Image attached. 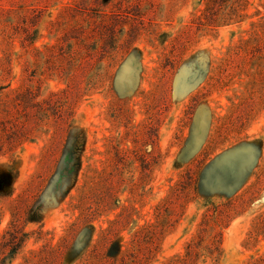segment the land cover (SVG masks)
Wrapping results in <instances>:
<instances>
[{
	"label": "rangeland",
	"instance_id": "374dc122",
	"mask_svg": "<svg viewBox=\"0 0 264 264\" xmlns=\"http://www.w3.org/2000/svg\"><path fill=\"white\" fill-rule=\"evenodd\" d=\"M0 264H264V0H0Z\"/></svg>",
	"mask_w": 264,
	"mask_h": 264
},
{
	"label": "trees",
	"instance_id": "16d2710c",
	"mask_svg": "<svg viewBox=\"0 0 264 264\" xmlns=\"http://www.w3.org/2000/svg\"><path fill=\"white\" fill-rule=\"evenodd\" d=\"M2 193H0V196H1Z\"/></svg>",
	"mask_w": 264,
	"mask_h": 264
}]
</instances>
